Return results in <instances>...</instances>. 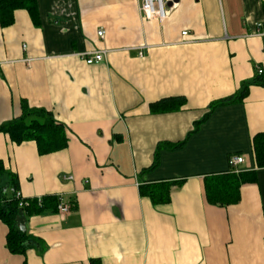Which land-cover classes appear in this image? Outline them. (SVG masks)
I'll return each instance as SVG.
<instances>
[{"label": "crops", "instance_id": "obj_1", "mask_svg": "<svg viewBox=\"0 0 264 264\" xmlns=\"http://www.w3.org/2000/svg\"><path fill=\"white\" fill-rule=\"evenodd\" d=\"M140 4L37 0V25L16 9L0 27V125L26 101L68 136L64 148L39 154L34 141L0 132V159L22 198L63 194L71 204L63 217L50 203L26 216L42 254L11 253L0 221V264H264V167L252 146L264 132V84L216 106L191 132L212 102L264 78V0H166L163 20L145 18ZM182 31L193 40L183 43ZM102 49L96 63L77 55ZM167 97L184 102L152 109ZM180 141L143 171L158 144ZM232 154L255 180L240 186L238 202L211 204L206 186L230 171ZM165 182L169 200L152 202L143 187Z\"/></svg>", "mask_w": 264, "mask_h": 264}, {"label": "trees", "instance_id": "obj_2", "mask_svg": "<svg viewBox=\"0 0 264 264\" xmlns=\"http://www.w3.org/2000/svg\"><path fill=\"white\" fill-rule=\"evenodd\" d=\"M16 9L26 10L33 24H38L39 12L37 0H0V27L11 25L14 22V11ZM255 82L264 84V78L261 76L254 80L243 82L232 95L212 102L208 106V112L200 121L195 122L191 132L197 130L199 122L203 121L216 106L241 101L247 95L249 85ZM183 102V97H167L152 103L151 107L154 111H166L180 106ZM0 132L7 133L10 139L17 144L23 141H34L39 154H47L62 149L68 142L64 125L56 122L50 111L44 108L30 107L26 101H22L21 103V114L1 124ZM183 144L184 141L158 144L152 164L143 171L145 172L156 166L159 148L176 149ZM252 146L256 167H264V132L256 133L252 137ZM254 180L255 170L239 173L228 171L217 174L212 177L208 187L206 186V198L208 202L218 206L236 203L240 197V186ZM17 182L16 174L7 170L0 159V221L8 227L6 246L14 254L24 255L29 248H36L42 254L44 248L42 242L31 236L27 230L21 232L17 228L16 217L18 216L19 208H22L25 217L39 212L48 203L55 204L56 210L57 198L54 196L41 198V205L38 204L36 197L23 198L26 204L20 205L22 199L15 194V191L18 190ZM171 185L170 182L151 183L145 185L143 191L154 203L167 202L170 198Z\"/></svg>", "mask_w": 264, "mask_h": 264}, {"label": "built area", "instance_id": "obj_3", "mask_svg": "<svg viewBox=\"0 0 264 264\" xmlns=\"http://www.w3.org/2000/svg\"><path fill=\"white\" fill-rule=\"evenodd\" d=\"M140 11L144 15L145 18L147 19H158V20H163L165 19L169 12L170 8L166 7V0H141L140 4ZM257 27H261V23L257 24ZM105 35V30L103 28H99L97 30V36L99 38H104ZM181 35L184 36V39L182 40L183 43L190 42L193 40V38L188 37L186 31H182ZM186 36V37H185ZM25 48V45H23ZM106 50H96V51H84V52H79L77 55L83 59L86 63L91 64V63H96L99 62L103 59L104 55H106ZM139 55H142V52H139ZM26 64L29 65L30 59H25L24 60ZM263 69L258 68L257 73L259 75L263 74ZM245 161V158L243 155L239 154H232L228 158V165H229V170L235 173H239L241 170L239 168V165ZM65 178L68 180L73 179V175H68ZM16 196L20 197L22 199V202H20V205L26 204L22 196L20 195V192L18 190L15 191ZM57 198V213L60 216H65L66 214L69 213L71 209V204L66 198L64 197L63 194H58L56 196ZM38 204L41 205V197H36Z\"/></svg>", "mask_w": 264, "mask_h": 264}, {"label": "water", "instance_id": "obj_4", "mask_svg": "<svg viewBox=\"0 0 264 264\" xmlns=\"http://www.w3.org/2000/svg\"><path fill=\"white\" fill-rule=\"evenodd\" d=\"M16 224H17V228L21 232L26 231V217L24 215L22 208H19L18 210V216L16 217Z\"/></svg>", "mask_w": 264, "mask_h": 264}]
</instances>
